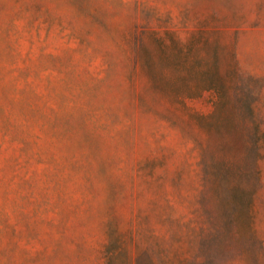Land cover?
<instances>
[{
  "label": "rangeland",
  "instance_id": "1",
  "mask_svg": "<svg viewBox=\"0 0 264 264\" xmlns=\"http://www.w3.org/2000/svg\"><path fill=\"white\" fill-rule=\"evenodd\" d=\"M0 264H264V0H0Z\"/></svg>",
  "mask_w": 264,
  "mask_h": 264
},
{
  "label": "trees",
  "instance_id": "2",
  "mask_svg": "<svg viewBox=\"0 0 264 264\" xmlns=\"http://www.w3.org/2000/svg\"><path fill=\"white\" fill-rule=\"evenodd\" d=\"M248 106H249L250 110H252V108H253V101L251 103H249ZM107 249H111V246L108 245ZM114 249H118V247L116 246V247H114Z\"/></svg>",
  "mask_w": 264,
  "mask_h": 264
}]
</instances>
